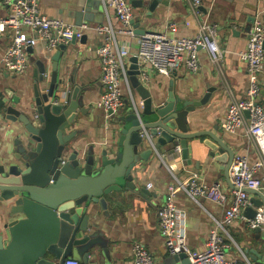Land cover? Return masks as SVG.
Returning a JSON list of instances; mask_svg holds the SVG:
<instances>
[{"label":"water","instance_id":"95a60500","mask_svg":"<svg viewBox=\"0 0 264 264\" xmlns=\"http://www.w3.org/2000/svg\"><path fill=\"white\" fill-rule=\"evenodd\" d=\"M127 1L134 9H146L130 22L136 36L146 34L139 28L140 21L150 17L158 5H167L166 0ZM100 8L99 0H76L70 16L77 26L101 24ZM200 10L206 12L204 7ZM254 20L249 18L247 32ZM75 41L48 53L49 69L45 61L35 63L24 113L14 107L19 99L6 92L12 104L5 105L1 115L21 129L15 149L0 152V264H63L70 257L79 264H97L94 258L99 254L108 260L100 218H108L109 207L117 204L114 194L136 192L134 172L162 149L174 153L178 148L189 165L188 143L208 137L204 145L210 150L209 157L215 158L224 181L234 189L228 177L234 152L211 132L191 131L189 114L205 106L214 91L207 88L202 94L183 98L170 83L163 96L139 81L134 56L128 59L127 75L139 101L132 96L134 104L128 102L124 114L112 116L103 146L77 145L74 126L86 113L84 90L76 84L73 71H60L62 53ZM247 192L259 197L255 206L264 207L261 193ZM255 214L251 211V218ZM253 231L261 243L245 250L248 264H264V232L260 228ZM172 259L188 264L184 254Z\"/></svg>","mask_w":264,"mask_h":264},{"label":"crops","instance_id":"0c3cea01","mask_svg":"<svg viewBox=\"0 0 264 264\" xmlns=\"http://www.w3.org/2000/svg\"><path fill=\"white\" fill-rule=\"evenodd\" d=\"M75 1L39 0L40 12L47 17L74 24L70 13ZM166 1V6L158 5L150 17H145L143 21H140L139 28L145 29L146 33H162L169 38L194 36L197 31V23L189 11L187 1ZM201 4L206 12H200V19L208 20L218 28L217 42L224 51L223 73L227 84L237 99H245L248 90L247 70L237 54L246 47L248 35L246 27L249 24V18L255 20L264 18V0H201ZM145 12L144 8H133L134 18L144 15ZM99 13L102 16L101 24L92 22L88 23L89 25L110 23L115 30L119 28L112 10L105 12L101 6ZM5 15L6 8L0 4V18ZM96 19V21L100 20L99 17ZM171 23L176 25L173 31L167 29ZM233 31L237 34H233ZM103 39L104 37H100L94 32L85 33L82 40H76L74 44L67 45L60 61V71L65 68L67 71H73L76 84L84 90L86 113L84 116H80L79 123L74 126V130L77 132L75 143L81 147L103 146L109 133L107 127L111 124L109 119L106 120L103 110L96 106L102 93V86L100 83L101 67L94 50ZM116 40L121 45L127 43L129 38L117 35ZM129 42L131 53H133L137 49V44L135 41ZM9 44L10 34L8 31H3L0 33V115L5 105L12 104V99L8 97L7 91L11 93L12 98L19 99L14 106L15 109L24 113L23 111L26 110L24 106L29 99L34 81L35 63L40 60L45 61L48 69L50 65L49 59H46L49 54L43 44L39 43L34 48L27 50L30 66L24 74L13 75L5 72L1 64V57ZM199 62L200 69L196 73L189 72L182 65L170 76L149 72L148 80L143 84L166 96L169 84L172 83L174 93L183 98H191L199 92L202 94L207 88L212 89L214 92L208 103L189 114L191 131L211 132L222 139L224 144L234 152V156L247 154L249 163H255L257 161L256 153L241 131L234 135L222 131L221 124L228 106V98L220 76L211 66L204 51L199 52ZM127 63L129 62L127 61ZM258 78L260 94L257 101L264 108V65ZM122 89L124 98L127 100V90L124 85ZM130 91L136 101H139L138 95L131 88ZM126 108L127 106L119 115L124 114ZM1 117L3 124L0 127V152L13 151L17 141L16 135L21 126L5 120L3 115ZM206 140L209 138L202 137L188 143L187 161H190L189 165L185 164L179 152L169 153L163 149L159 153H155L147 162L140 164L134 172L136 192L131 194L122 191L114 194L117 204H112L109 207L108 218H100V229L103 239L108 242L109 256L107 260L101 254L97 255L94 258L97 264H107V262L109 264H131L134 243L142 244L155 264H181L180 261H174L164 247L156 211L163 204L168 187L174 185L176 181H186L190 172H196L205 185L219 184L227 200L224 206H219L203 198L193 201L181 191L176 193L174 204L181 218L180 223L188 247L191 250H202L209 231L217 222L224 227V231L221 233L225 237L226 257L238 264H248L249 260L245 250L248 249V246L255 247V244L260 241H256V235L253 229L248 228L246 221L251 219V211L256 213L260 208V206H255L259 197L247 192L250 204L243 211L242 219L234 221L229 226L224 225V216L230 206L232 188L224 181L215 158L209 157L210 150L204 145ZM196 163H198L197 168H195ZM257 176L259 178L264 176L262 169L258 170ZM148 185L151 188H148ZM140 190H145L146 193H141ZM261 231L264 232V230Z\"/></svg>","mask_w":264,"mask_h":264},{"label":"built area","instance_id":"2783aa9c","mask_svg":"<svg viewBox=\"0 0 264 264\" xmlns=\"http://www.w3.org/2000/svg\"><path fill=\"white\" fill-rule=\"evenodd\" d=\"M104 11L112 10L119 24L114 29L110 23L104 25L79 26L62 20L47 17L40 12L39 0H1L6 8V15L0 18V33L8 31L10 44L1 57L5 72L13 75L24 74L30 64L27 50L42 43L48 53H52L59 45L67 44L72 39L80 40L87 32H94L103 41L94 52L101 67L100 83L102 93L96 106L103 110L106 120L119 115L126 104H134L127 75L131 56L136 57L140 82L148 80V73L170 76L180 66L196 73L200 69L199 52L204 51L211 66L220 76L223 88L228 98V106L221 124L223 132L234 135L241 131L250 147L255 151L257 161L249 163L248 155L233 157L228 170V177L234 187L230 191V206L225 212L224 225L229 226L234 221L242 219L243 211L249 206L248 190H258L264 196V176L259 178L257 172H264V108L258 103L260 94L258 76L264 65V18L254 20L247 35L246 47L237 54L247 70L248 90L246 98L239 100L228 86L223 73L224 54L217 42V25L200 19L201 0H186L189 11L196 19L197 31L192 37L169 38L162 33H146L143 36L134 35L130 22L133 20V8L127 0H99ZM171 23L167 29L174 30ZM127 36L129 41H135L137 49L131 53L130 42L119 45L116 36ZM127 90V100L124 98L122 86ZM140 103V102H139ZM3 119L0 115V127ZM179 152L178 148L175 150ZM148 188H151L148 185ZM185 193L193 201L203 198L211 203L224 206L226 195L219 184L205 185L196 172H190L184 182L176 181L170 185L163 204L157 209L156 217L164 241V247L170 256L184 254L188 264H238L229 260L224 249L225 237L221 233L224 227L215 222L209 231L204 248L200 251L191 250L185 240L181 218L174 204L177 192ZM249 229L264 230V207H260L253 218L246 221ZM131 264H155L150 254L140 243L132 246ZM63 264H79L68 258Z\"/></svg>","mask_w":264,"mask_h":264},{"label":"rangeland","instance_id":"374dc122","mask_svg":"<svg viewBox=\"0 0 264 264\" xmlns=\"http://www.w3.org/2000/svg\"><path fill=\"white\" fill-rule=\"evenodd\" d=\"M109 121L111 122V119Z\"/></svg>","mask_w":264,"mask_h":264}]
</instances>
